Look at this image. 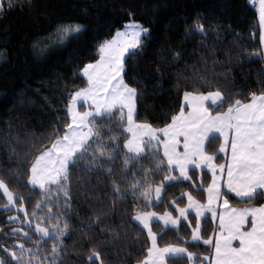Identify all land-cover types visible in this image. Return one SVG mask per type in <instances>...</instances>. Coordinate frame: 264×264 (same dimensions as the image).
<instances>
[{"label":"snow or ice","instance_id":"1","mask_svg":"<svg viewBox=\"0 0 264 264\" xmlns=\"http://www.w3.org/2000/svg\"><path fill=\"white\" fill-rule=\"evenodd\" d=\"M14 4L15 0H0V14L5 5L12 9ZM128 15L134 17L133 13ZM259 21L264 44V0H259ZM85 30L79 23L63 24L54 35L63 43ZM189 31L208 35L199 20ZM149 33V28L131 19L123 30L100 43L98 59L80 70L86 86L70 93L66 122L49 133L51 146L43 145L23 169L29 186L27 199L36 192L40 196L31 213L25 208L26 197L0 176V193L6 200L0 208L23 213L22 220L18 215L8 217L10 224L19 226L5 235L17 240L11 249L0 245L6 254L0 256V264H62L65 239L74 231L68 221L73 215L72 172L80 168L107 176L113 205L117 201L133 205L131 223L146 232L150 241L146 255L137 264H264V203L255 204L264 199V90L250 93L244 102L226 94L227 80L213 83L199 76L201 84L183 92L179 111L171 115L169 123L163 127L138 123L139 91L125 82L126 64L143 52ZM250 55L261 57L264 53ZM175 58L179 59V53ZM217 142L219 146L213 150ZM8 158L20 164L16 149ZM222 158L225 162L217 163ZM145 160L148 164L142 163ZM117 164L121 166L120 181L114 179ZM197 170L202 177L210 174V182L202 178L197 184L192 175ZM7 171L18 174L20 170ZM156 177H160L158 182ZM185 182L193 191L168 201L169 190ZM201 193L206 194L205 202L197 198ZM185 197L187 203L181 206ZM231 199L251 206L234 207ZM61 206L63 211H53ZM161 207L162 212L155 210ZM102 215L101 211L93 223L80 229L85 237L97 238L87 256L88 264H105L99 247L124 250L118 243L119 233L111 240L100 235L106 223ZM206 221L216 224L207 237ZM181 225L191 230L190 240L179 235ZM169 232L177 234V242L160 247L158 241ZM28 243L34 246H26ZM200 244L207 246V255L189 250V245Z\"/></svg>","mask_w":264,"mask_h":264},{"label":"trees","instance_id":"2","mask_svg":"<svg viewBox=\"0 0 264 264\" xmlns=\"http://www.w3.org/2000/svg\"><path fill=\"white\" fill-rule=\"evenodd\" d=\"M133 18L150 30L143 52L126 64L125 82L139 91L138 123L153 127L169 123L171 115L179 111L183 92L201 84L199 76L213 83L227 80L226 94H233L234 99L244 102H248L250 93L259 94L264 90V56L250 55L263 53L258 10L250 0H15L12 9L5 5V11L0 14V55L3 57L0 59V168L4 169L0 176L26 197L25 208L29 213L40 196L36 192L27 199L29 186L23 169L43 145L51 146L49 133L66 122L69 95L86 86L80 70L98 59V45L111 39ZM197 20L205 25L206 37L189 31ZM76 23L84 25L86 30L63 43L56 39L58 26ZM176 53H179L178 60ZM218 146L219 142L213 150ZM13 148L19 153V165L8 158ZM223 161L222 158L217 163ZM142 163L148 164V161ZM120 167L117 164L114 176L117 181L122 176ZM9 168L20 171L10 174ZM192 175L197 184L202 178L206 182L211 179L210 175L202 177L198 171ZM159 179L156 177L157 182ZM71 190L73 215L68 221L74 231L65 239L67 248L61 254L62 264H88L87 256L97 244V238L85 237L80 229H86L101 211V219L106 223L105 232L100 235L111 240L119 233L118 243L124 249L99 247L105 264H137L143 259L150 246L147 233L131 223V203L112 204V185L106 175L97 176L85 168L74 169ZM192 191L185 182L169 190L168 201L182 192ZM197 198L205 202L206 194L201 193ZM128 200L131 201L130 196ZM5 202L0 193V205ZM186 203L185 197L181 206ZM230 203L234 207L251 206L236 199ZM260 203L264 199L255 202L256 206ZM155 210L162 212L164 208ZM53 211H63V208ZM17 215L23 219L14 209L0 208V229H3L0 245L3 247L11 249L17 240L5 235L19 226L8 221L9 216ZM204 227L207 237L216 226L206 221ZM176 235L169 232L158 241L159 246L177 242ZM179 235L190 240L191 230L181 225ZM188 247L190 251L208 254L203 244ZM47 248L50 250V244ZM5 255L0 250V256ZM176 264H186V261Z\"/></svg>","mask_w":264,"mask_h":264},{"label":"rangeland","instance_id":"3","mask_svg":"<svg viewBox=\"0 0 264 264\" xmlns=\"http://www.w3.org/2000/svg\"><path fill=\"white\" fill-rule=\"evenodd\" d=\"M250 4H254V6L257 7V10H258V17H259V0H250ZM129 23V22H128ZM259 24H260V21H259ZM261 29V27H260ZM123 30V29H121ZM261 32H262V29H261ZM5 199V198H4ZM21 217H23V213H18ZM26 227V226H25ZM27 228V227H26Z\"/></svg>","mask_w":264,"mask_h":264},{"label":"crops","instance_id":"4","mask_svg":"<svg viewBox=\"0 0 264 264\" xmlns=\"http://www.w3.org/2000/svg\"><path fill=\"white\" fill-rule=\"evenodd\" d=\"M261 45H262V51H263V53H264V44H262V42H261ZM179 150H181L182 151V145H181V148L179 149ZM229 154H230V150H229ZM221 156L223 157V154H221ZM225 162V160L223 161V163ZM198 172H200L199 170H197ZM210 175V174H209ZM186 202H187V198H186ZM216 224H218V220L216 221ZM216 224H215V226H216Z\"/></svg>","mask_w":264,"mask_h":264}]
</instances>
